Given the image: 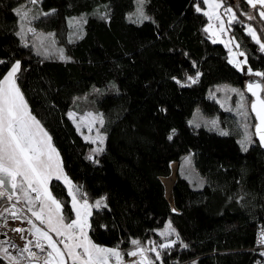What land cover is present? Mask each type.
<instances>
[{"label":"trees","instance_id":"1","mask_svg":"<svg viewBox=\"0 0 264 264\" xmlns=\"http://www.w3.org/2000/svg\"><path fill=\"white\" fill-rule=\"evenodd\" d=\"M224 2L237 14L230 33L244 49L249 68L264 72V51L244 30L251 24L264 42L260 9L249 20L242 10L251 7L242 0ZM197 3L202 0H147L143 10L150 19L140 22L127 16L135 0H38V18L31 24L51 32L56 45L45 55L15 34L20 21L13 9L29 0H0V60L5 61L0 78L14 60L21 61L17 83L52 136L65 174L79 195L106 197L107 207H93L89 217L94 243L127 253L135 249V239L148 249L149 242H165L156 228L168 222L175 229L169 238L176 240L178 233L187 248L178 241L170 249H158L159 260L146 252L154 264H254L259 255L250 248L256 228L264 229V148L254 137L243 151L227 127L234 115L207 94L218 82L244 88L249 76L228 61V49L205 31L208 18L196 11ZM98 5L105 7L106 16H88L84 33L69 38L68 17ZM61 49L71 59H60ZM87 95L104 120L105 142L99 152L92 151L93 144L68 116L77 99L80 109L90 107L80 98ZM197 105L203 113L217 114L227 131L188 124ZM185 155L200 183L177 169L173 212L161 178ZM50 189L71 219L64 183L53 180ZM6 202L0 197V207Z\"/></svg>","mask_w":264,"mask_h":264},{"label":"snow or ice","instance_id":"2","mask_svg":"<svg viewBox=\"0 0 264 264\" xmlns=\"http://www.w3.org/2000/svg\"><path fill=\"white\" fill-rule=\"evenodd\" d=\"M146 2L147 0H137L139 5L137 14L140 22L150 19L143 10ZM202 2L211 9V11L204 14L210 20L215 16L221 22L220 29L223 31L224 23L221 15L217 12V9L222 7L221 2L219 0H202ZM29 3L36 4L38 0H29ZM246 3L253 9L260 6L259 17L264 19V0H246ZM195 9L197 12L201 11L199 3L195 5ZM13 12L19 17L20 21L19 31L15 34L21 40L25 39L27 33L35 35L36 30L33 27H25L26 24L30 25L31 23L28 20L30 10L21 5L13 9ZM224 14H230L229 24L238 19L232 7H227ZM243 15H246L249 20L255 19L254 16L247 13H243ZM37 18V16L32 17L33 20ZM210 28L211 25L205 31ZM247 31L251 38L259 44L261 51H264V42L257 35L256 29L248 25ZM25 46H27L26 43ZM41 46H43L42 41ZM236 47L238 48L239 44ZM44 54H48L46 48ZM239 56H244V53H239ZM59 57L62 60L71 59L64 56L62 49L59 51ZM230 62L235 63L237 68H242V64L247 63V60L233 59ZM3 63L5 61L0 60V64ZM21 71V61L17 60L12 63L7 73L0 78V197H6L9 202L13 201L14 198L16 201L10 207H4L3 211H0V217H3L5 213H9L11 220L26 219L27 223L31 225V228L27 231L31 232L34 242L33 240H27L23 247L18 248L19 255L17 256L13 255L7 247H2L4 242L0 241V255L8 260L9 264H22L24 260L27 261V264H69V261L71 264H113V260L115 264H124L123 257L125 255L140 257L139 260H134L132 264H154L145 255L146 252H154L156 259L159 260L161 253L158 249H170L176 246L179 241L178 233H176V240H167V237L175 232L170 223L160 233L166 238L167 242L159 245H156L155 242H149L152 247L146 249L141 246L140 241L133 239L131 244L135 250L127 253L121 252L119 246L109 248L96 244L89 237V217L92 215V208H106V197L97 199L94 205L89 204L86 194H84L82 203L77 198L78 189L63 171L60 154L53 145L52 136L41 120L33 114L17 83L18 73ZM248 72L258 77H264V72H253L251 68L248 69ZM198 76L199 73H197ZM173 79L176 78L173 77ZM187 79L192 83L196 82V78L192 76H188ZM247 90L255 97V100L251 103V111L255 113V118L258 121L254 125L255 135L259 137L260 144L264 145V97L260 95V92L264 91V83L251 82L247 85ZM233 91L236 90L233 89ZM240 95L243 99V93H240ZM68 116L74 118L75 114L69 112ZM87 116L89 117L87 120L89 131L97 121L103 126L102 116H92L90 113ZM81 120L83 121L84 118L81 117ZM215 123L213 121V124ZM80 126V124H77L78 129ZM174 133L175 129L172 130V134ZM172 134L168 136L169 140L172 139ZM221 134L227 135V133ZM85 139L88 140L90 137L85 136ZM103 140L104 137L100 135L99 129H97V136L92 142L99 141L103 143ZM250 143H252L251 136L246 133L245 139L241 141L243 151L248 150L247 145ZM94 151H103V149H95ZM54 178L64 180L72 197L71 210L75 213V219H70V222L67 223L64 215L65 205L56 198L49 187ZM21 201L25 202L27 212L31 213V217H34L35 221L19 214L23 211V209L17 210V204ZM36 221L39 223L37 224ZM5 226H7V222H5ZM12 231L21 234V240L25 239L22 235L26 231L24 228L17 227L13 228ZM50 233H54L60 239H54ZM261 236L262 239L259 242L264 244V232L261 233ZM7 243L12 248H17V245L10 240ZM179 243L182 247L187 248V245H184L182 241H179ZM33 248L39 251H33ZM193 264H196V262L194 261Z\"/></svg>","mask_w":264,"mask_h":264},{"label":"rangeland","instance_id":"3","mask_svg":"<svg viewBox=\"0 0 264 264\" xmlns=\"http://www.w3.org/2000/svg\"><path fill=\"white\" fill-rule=\"evenodd\" d=\"M219 2H221L222 7L217 9V12L222 17V20L224 23V30L221 31V29H220V23L221 22L218 21L215 18V16H213L211 20L207 16L208 21L205 24V28H209V25H211V28L207 31L210 38L213 41L221 42L228 49L227 58H228L229 62L232 61L233 59L243 61L246 59L244 49L240 46L238 40L234 36H232L230 33L231 24L228 23V21L230 19V14H228V15L224 14V10L227 7L233 8V6L231 4H226L224 2V0H219ZM24 5H26V8L30 10L29 16L33 17L36 13L35 5L31 4V3L28 5L27 4H24ZM138 7H139V5L137 3V0H135L134 9L127 13V16L130 19L140 21L138 18V14H137ZM200 8L203 12L211 11V9L208 7V5L204 4L203 2H202V5H200ZM255 12L256 11H254L253 8H249L248 10H242V15H243V13H247L249 15L254 16ZM90 15L91 16L92 15L98 16V17H105L106 16V9L103 5H98L96 7H93L90 10H85V11L80 12L79 14L69 16L68 17V23L70 25V33H69L70 35H68L69 38L70 37L73 39L78 38L82 33H84V24H85L87 17ZM145 15L147 16L146 13H145ZM243 16H246V15H243ZM248 25H251V24H246V26L244 28L246 33H248V31H247ZM262 30L264 32V27L262 28ZM40 32L41 33L37 36V41H35L36 45L39 46L40 49L46 48L47 51H55L56 45L52 39V33L49 31H48L49 34L47 32H42V31H40ZM257 35H259V34L257 33ZM41 41L43 42V46H41ZM237 44H239L238 48L236 47ZM241 52L244 53V56H239V53H241ZM232 64L235 66V63H232ZM237 69H239L240 71L246 72V75L249 77L255 76V75L248 72L249 66L247 63L242 64V68H237ZM252 71L253 72H257V71L261 72L260 70H252ZM233 89H235L236 91H233ZM240 93H243V99L241 98ZM207 94L211 99L216 101L223 110H226L227 112L234 115V123H230V121H228L227 127H228L229 131H231L237 135V138H238L240 144H241V141H243L245 139L246 133L249 136H251V140L253 141V139H254V134L252 131L253 117L249 111L250 96L245 92V89L241 88L238 85H234L232 83H229V82H218V83H215L214 85H212L208 89ZM80 98L84 99L82 105L87 104V106H90V107H88L84 110L80 109L81 105H80V103H78V99H77V101L74 102V106L72 107L71 110H69V112H72L75 114V116H74V118H72V120H73L74 124L76 125V128H77V124L81 125L79 129L77 128L79 130V132L82 133L84 136L90 137L91 141L95 140V138L97 136V129H99L100 135H102L104 137L103 143L96 141L95 143H93V147H92L93 152H99V151H94V150L95 149H102V147L104 146L105 132L103 131L102 126L99 124L98 121L94 124L91 131H89V128L87 126V120L89 119V117L87 116V114L90 113V114H92V116H97V117L101 116V114L98 110H96L93 106H91L92 103L90 102L89 95H87L86 97L82 96ZM81 117L84 118L83 121L81 120ZM213 121H215L216 123L213 124ZM187 123L191 124V125L203 124L204 126H210V127L216 128V129H218V131H220V130L221 131H227L226 127L221 126V119H219L217 114L216 115H209V114L203 113L200 106H198V105L194 108L191 116L187 120ZM178 171H179L180 175L187 177L192 183H195V184L200 183V177L198 176V174H197V172H196V170H195V168H194V166L190 160L189 155H185L182 157V159L180 160L179 165H178ZM68 178L70 179V177H68ZM70 180L72 181V179H70ZM72 184L74 185L73 182H72ZM66 187L68 190V185ZM67 193L70 197V205H71L72 197L68 191H67ZM76 194H77V198L82 203L84 197L79 195L78 191ZM99 198H96L94 200L88 199L89 204L94 205L95 201ZM71 219H75L74 211H73V217ZM168 224H169L168 222H165V224L163 226L156 228V231L160 234L162 231H164L166 229V226ZM171 228H172V226H171ZM88 230H89V228H88ZM173 234H174V232H173ZM169 236L167 237V240H173V238L172 237L169 238ZM167 240L165 239L164 241L167 242ZM101 246L112 248L111 246H107V245H101ZM133 250H135V249H133ZM133 250H131V251H133ZM129 257L130 256H126V257L124 256L123 260L125 258H129ZM139 259H140V257L138 256L136 259H132L131 261L139 260Z\"/></svg>","mask_w":264,"mask_h":264},{"label":"built area","instance_id":"4","mask_svg":"<svg viewBox=\"0 0 264 264\" xmlns=\"http://www.w3.org/2000/svg\"><path fill=\"white\" fill-rule=\"evenodd\" d=\"M12 203H15V201H11L9 202L7 200V202L2 205L0 207V211H3L4 207H10V205ZM22 209L18 204H17V210ZM19 214L22 217H29L31 219L34 220L33 217H31V215L27 214L26 212H24V210L22 212H19ZM35 221V220H34ZM5 222H7V226H5ZM24 228L26 231L22 234L25 239L21 240L20 239V235L14 231H12L13 228ZM31 228V225L27 223L26 219H22V220H11L10 219V214L9 213H5L3 217H0V241L4 242L2 244V247H7L9 249V251L13 254V255H19L18 253V248L23 247V245L27 242V240H33L34 242V237L32 236L31 232L27 231L28 229ZM264 232V229L262 226H259L258 228H256V234H255V243L254 245L250 248L251 250H254L258 253V259L254 262V264H264V255H262V253H264V244L260 243L259 241L262 239L261 233ZM11 241L12 243L17 245V248H12L9 243H7V241ZM33 251H39L35 248H33ZM25 256L27 255L26 253L24 254ZM131 257L129 258H125L124 259V264H132L133 261L130 260ZM0 260L2 262H5L6 264H9V261L4 259L2 255H0ZM22 264H27V261L24 260L22 261Z\"/></svg>","mask_w":264,"mask_h":264},{"label":"water","instance_id":"5","mask_svg":"<svg viewBox=\"0 0 264 264\" xmlns=\"http://www.w3.org/2000/svg\"><path fill=\"white\" fill-rule=\"evenodd\" d=\"M230 1H234V2H237L239 0H230ZM246 5H248L246 3V0H242ZM249 7H251L250 5H248ZM252 8V7H251ZM257 8L260 9V6H258ZM251 82H260V83H263V80L261 77H257V76H252V77H246L245 80H244V89L245 91L247 92V94L250 96V100H249V111L253 117V126H252V131H253V134H254V137L255 139L258 141V143L260 144L259 142V137L255 135V128H254V125L256 123H258V121L256 120L255 118V113L251 111V103L252 101L255 100V97L252 95L251 92H249L247 90V85ZM260 95L262 97L263 96V91L260 92ZM261 145V144H260ZM263 148H264V145H261ZM177 169H178V162L177 161H174L172 162L171 164V170H170V173L164 177H162V182H163V185H164V190H165V197L166 199L168 200L171 208H172V211L173 212H177V209L175 208L174 206V202H173V195H172V188H173V185L176 181V177H177ZM175 209V211H174ZM1 236V235H0Z\"/></svg>","mask_w":264,"mask_h":264},{"label":"crops","instance_id":"6","mask_svg":"<svg viewBox=\"0 0 264 264\" xmlns=\"http://www.w3.org/2000/svg\"><path fill=\"white\" fill-rule=\"evenodd\" d=\"M23 5V4H22ZM28 5V4H27ZM25 7H26V5H24ZM28 20L29 21H31L32 20V17L31 16H28ZM28 26H31V27H33L32 26V24L30 23V25L29 24H26L25 25V27H28ZM34 28V27H33ZM35 30H36V34L34 35L33 33H27V35H26V37H25V40H27L26 42L27 43H30L31 45H32V47H33V49L34 50H36V51H45V49H40L39 48V46H37L36 45V43H35V41H37V36L41 33L40 31H42V32H47V31H43V30H39V29H36V28H34ZM48 34H49V32H47ZM15 61H17V60H14L12 63H14ZM12 63L10 64V66H9V68L7 69V71L10 69V67H11V65H12ZM7 71L4 73V74H6L7 73ZM3 76V75H2ZM2 78V77H1ZM82 99V98H81ZM81 99H79V100H81ZM72 119V118H71ZM82 134V133H81ZM83 135V134H82ZM83 137L85 138V136L83 135ZM92 144H93V142L90 140V139H88ZM54 145V144H53ZM64 171V170H63ZM65 173V172H64ZM67 177H69L68 175H67ZM71 179V178H70ZM53 180H56L55 178L53 179ZM52 180V181H53ZM60 181H62L63 183H64V185H65V187L67 186V184L64 182V180L63 179H60ZM72 182H73V180H72ZM74 183V182H73ZM74 185H75V183H74ZM49 187H50V185H49ZM66 190H67V187H66ZM68 191V190H67ZM57 198V197H56ZM70 198V197H69ZM57 199H59V198H57ZM13 201H15V198L13 199ZM16 202V201H15ZM23 210H24V212H26L27 214H29V215H31V213H29V212H27V208H26V206H25V202H23V201H21L19 204H18ZM73 217V216H72ZM34 218V217H33ZM34 220H35V218H34ZM70 221V219H67L66 218V220H65V222L67 223V222H69ZM36 223L38 224L39 222L38 221H36ZM52 236H53V238L54 239H57V240H59L60 238H58V237H56L55 236V234L54 233H50ZM88 235H89V233H88ZM90 237V236H89ZM100 245V244H99ZM61 247H63L62 245H60ZM112 248L113 247H116V246H111ZM119 250L121 251V249L119 248ZM122 252V251H121ZM69 264H71V262L69 261ZM113 264H115V261L113 260Z\"/></svg>","mask_w":264,"mask_h":264}]
</instances>
